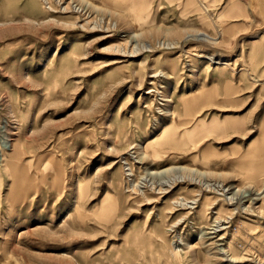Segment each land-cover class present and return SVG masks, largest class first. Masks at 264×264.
I'll use <instances>...</instances> for the list:
<instances>
[{"label":"rangeland","instance_id":"rangeland-1","mask_svg":"<svg viewBox=\"0 0 264 264\" xmlns=\"http://www.w3.org/2000/svg\"><path fill=\"white\" fill-rule=\"evenodd\" d=\"M129 6L0 0V264H264V0Z\"/></svg>","mask_w":264,"mask_h":264},{"label":"bare ground","instance_id":"bare-ground-1","mask_svg":"<svg viewBox=\"0 0 264 264\" xmlns=\"http://www.w3.org/2000/svg\"><path fill=\"white\" fill-rule=\"evenodd\" d=\"M201 36L205 37L206 39H209V40H214L213 38H211L210 36L206 35V34H201ZM218 65H220V63H217ZM225 66H228L227 63H225ZM169 133V132H168ZM169 136V134H168ZM166 142H168V144L170 143L169 142V139L168 141L166 140ZM12 146V145H11ZM13 147V146H12ZM11 153H12V156L15 155L16 151H14V147L13 149H11ZM250 196L249 195H244V198H249ZM221 223H217V225L215 226V228H211V235H218L219 233H221L222 231L226 230L224 229L222 226H220ZM232 262H234L233 258H231Z\"/></svg>","mask_w":264,"mask_h":264},{"label":"crops","instance_id":"crops-1","mask_svg":"<svg viewBox=\"0 0 264 264\" xmlns=\"http://www.w3.org/2000/svg\"><path fill=\"white\" fill-rule=\"evenodd\" d=\"M126 2H128L129 4H130V6L129 7H131L132 8V10H136V8H141L142 6V2L143 1H147V0H125ZM112 2V1H111ZM230 8L231 9H233L234 8V6H232V3H230ZM135 8V9H134ZM134 13V16H135V18L137 19V21L138 22H140L141 21V15H139V14H136V12H133Z\"/></svg>","mask_w":264,"mask_h":264}]
</instances>
